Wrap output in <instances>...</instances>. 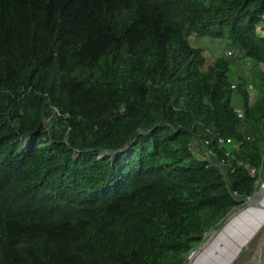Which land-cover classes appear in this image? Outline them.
Segmentation results:
<instances>
[{"label":"trees","instance_id":"obj_1","mask_svg":"<svg viewBox=\"0 0 264 264\" xmlns=\"http://www.w3.org/2000/svg\"><path fill=\"white\" fill-rule=\"evenodd\" d=\"M259 28L264 0H0V264H188L264 178Z\"/></svg>","mask_w":264,"mask_h":264},{"label":"bare ground","instance_id":"obj_2","mask_svg":"<svg viewBox=\"0 0 264 264\" xmlns=\"http://www.w3.org/2000/svg\"><path fill=\"white\" fill-rule=\"evenodd\" d=\"M230 52L232 53V51ZM254 212L257 214L256 216H254ZM263 223L264 196L249 199L246 206L233 212L222 227L206 236L202 245L190 254L188 264H212L216 260L215 256L223 258L228 254V251H225L227 254L224 251L220 253V249L230 243L225 241L236 239L244 232L256 233ZM232 245L234 246V244ZM259 264H264V261Z\"/></svg>","mask_w":264,"mask_h":264},{"label":"rangeland","instance_id":"obj_3","mask_svg":"<svg viewBox=\"0 0 264 264\" xmlns=\"http://www.w3.org/2000/svg\"><path fill=\"white\" fill-rule=\"evenodd\" d=\"M258 30H259V34L264 36V29L259 28ZM206 41L207 40H202L201 42L204 43L205 45H209L208 43H206ZM210 50L213 53L217 52L216 47L213 44L210 46ZM234 67L236 68L235 70H239V71L246 70L248 72L250 69H252L253 65L251 64V62L244 63L241 60H237L236 62H234ZM263 196H264V178L261 179L259 189L256 191V193L248 199L257 198V197L262 198ZM246 204L247 201L243 207H245ZM237 210L238 209L234 210L233 212ZM256 215L257 214H255L254 212V216ZM213 231L214 230L210 231L208 234L212 233ZM237 238L233 240L228 239L229 241H225L230 243H227L224 247H222L220 249V253L224 251V253L227 254L225 251H228V254L225 255L223 258H218L217 256H215L214 258H216V260L213 261L212 264H259L260 262L264 261V223L256 233L244 232V234L243 233L240 234ZM236 241L238 242L236 243ZM232 244H234V246ZM188 262H189V257H188Z\"/></svg>","mask_w":264,"mask_h":264},{"label":"built area","instance_id":"obj_4","mask_svg":"<svg viewBox=\"0 0 264 264\" xmlns=\"http://www.w3.org/2000/svg\"><path fill=\"white\" fill-rule=\"evenodd\" d=\"M231 53V52H230ZM233 87H235V85H233ZM237 112H238V115L240 116V117H243V112H242V110L241 109H237ZM229 141V140H228ZM254 171L255 170H252V173H254Z\"/></svg>","mask_w":264,"mask_h":264},{"label":"water","instance_id":"obj_5","mask_svg":"<svg viewBox=\"0 0 264 264\" xmlns=\"http://www.w3.org/2000/svg\"><path fill=\"white\" fill-rule=\"evenodd\" d=\"M263 172H264V170H263ZM248 200H249V199H247V202H248Z\"/></svg>","mask_w":264,"mask_h":264}]
</instances>
